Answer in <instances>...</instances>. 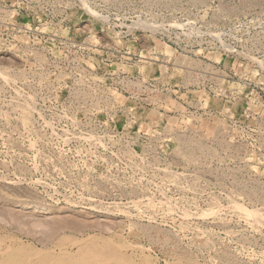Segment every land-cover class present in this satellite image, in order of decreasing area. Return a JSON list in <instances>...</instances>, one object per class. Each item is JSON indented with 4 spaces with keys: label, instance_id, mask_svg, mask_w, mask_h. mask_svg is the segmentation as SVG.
I'll list each match as a JSON object with an SVG mask.
<instances>
[{
    "label": "rangeland",
    "instance_id": "obj_1",
    "mask_svg": "<svg viewBox=\"0 0 264 264\" xmlns=\"http://www.w3.org/2000/svg\"><path fill=\"white\" fill-rule=\"evenodd\" d=\"M91 245L264 264V0H0V251Z\"/></svg>",
    "mask_w": 264,
    "mask_h": 264
},
{
    "label": "bare ground",
    "instance_id": "obj_2",
    "mask_svg": "<svg viewBox=\"0 0 264 264\" xmlns=\"http://www.w3.org/2000/svg\"><path fill=\"white\" fill-rule=\"evenodd\" d=\"M7 73V72H6ZM8 74V73H7ZM6 77V76H5ZM26 105V104H25ZM29 106V105H27ZM19 108V107H18ZM31 108V107H30ZM23 110V108H22ZM222 110V109H221ZM17 111V110H16ZM27 111V110H26ZM25 112V111H24ZM26 113V112H25ZM23 118V117H22ZM23 121V120H22ZM21 121V122H22ZM28 122V121H27ZM31 123V122H30ZM167 125V124H166ZM219 127V126H218ZM28 128V127H27ZM177 128V127H176ZM24 129V128H23ZM33 130V129H32ZM232 132V131H231ZM172 134V133H170ZM163 135V134H162ZM168 139V138H167ZM175 139V138H174ZM191 139V138H189ZM203 139V138H202ZM178 140V139H177ZM185 140V139H184ZM193 140V139H192ZM191 140V141H192ZM197 141V140H196ZM204 141V140H203ZM207 141V140H206ZM181 143V142H180ZM186 143H189L188 141ZM199 144V143H198ZM197 144V145H198ZM155 145V144H154ZM182 145V144H181ZM196 145V146H197ZM236 145V144H235ZM186 146V145H184ZM189 146V145H187ZM216 147V146H215ZM214 148V147H213ZM188 149V147H185ZM191 150V149H190ZM184 151V150H183ZM199 151V150H198ZM178 152V150H177ZM203 152V150H202ZM201 152V153H202ZM220 152V151H219ZM218 152V153H219ZM243 152V151H242ZM184 153V152H183ZM193 153V152H191ZM190 153V154H191ZM222 153V152H220ZM196 154V153H195ZM207 154V153H206ZM234 155V154H233ZM43 156V154H42ZM45 156V155H44ZM185 156V155H184ZM193 156V155H192ZM195 156V155H194ZM49 157V156H48ZM188 158V157H187ZM204 158V157H203ZM214 158V157H213ZM43 159V158H42ZM50 159V158H49ZM184 159V158H183ZM205 159V158H204ZM186 160V159H185ZM199 160V159H198ZM197 161V158L196 160ZM206 161V160H205ZM188 162V161H187ZM222 162V161H221ZM190 164V163H189ZM143 165V164H142ZM205 165V164H204ZM138 166V165H137ZM210 168V167H209ZM64 169V168H63ZM206 171V170H205ZM209 171V170H208ZM170 176V175H168ZM172 177V176H171ZM175 177V176H174ZM195 177V175H194ZM223 177V176H222ZM230 177V176H229ZM170 179V178H168ZM174 179V178H173ZM223 179V178H222ZM176 180V179H175ZM193 181V180H192ZM137 182V181H136ZM176 182V181H175ZM196 182V181H194ZM238 182V181H237ZM200 183V182H199ZM223 183V182H222ZM174 184V183H173ZM234 184V183H232ZM241 184V183H240ZM176 185V184H175ZM87 187V186H85ZM262 187V186H261ZM200 189V188H199ZM182 190V189H181ZM132 191V189H131ZM134 191V189H133ZM232 191V190H230ZM200 192V191H199ZM246 192V191H245ZM250 192V190H249ZM194 193H196L194 191ZM237 193V192H236ZM251 193V192H250ZM235 195V194H234ZM262 195V194H261ZM251 196V195H250ZM231 203V202H230ZM143 205V204H142ZM182 205V204H181ZM234 205V204H233ZM213 206V205H212ZM142 207V206H141ZM215 207V206H214ZM187 208V207H186ZM151 209V208H150ZM155 209V208H154ZM238 209V207H237ZM246 209V208H245ZM149 211V210H148ZM237 211V210H236ZM243 211V210H242ZM249 211V210H248ZM256 211V210H254ZM233 213V212H232ZM248 213V212H246ZM245 213V214H246ZM250 213V212H249ZM244 214V213H243ZM250 215V214H249ZM256 216V215H255ZM263 218V217H261ZM253 219V218H252ZM258 220V219H257ZM262 220V219H261ZM250 222V221H249ZM248 223V222H247ZM254 223V220H253ZM257 224V223H256ZM258 225V224H257ZM222 226V225H221ZM254 226V225H253ZM261 226V225H260ZM185 227V226H184ZM144 231V230H143ZM146 232V231H145ZM203 234V233H202ZM229 234V233H228ZM205 236V235H204ZM212 237V236H211ZM153 238V237H152ZM198 239V238H197ZM212 239V238H211ZM223 240V239H222ZM225 240V239H224ZM221 241V240H220ZM167 242V241H166ZM182 243V242H181ZM169 245V244H168ZM8 246V245H7ZM173 247V246H172ZM202 247V246H201ZM27 248V247H26ZM21 247H8L0 251V264H129V261L117 252L109 250V248H99L95 245L84 247L81 249L78 257L64 254L61 256H45L38 260H34L32 251ZM59 248V247H58ZM134 248V247H133ZM206 248V247H205ZM56 250V249H55ZM175 250V249H174ZM178 250V249H177ZM230 250V249H229ZM213 251V250H212ZM48 252V251H47ZM61 252V251H60ZM64 252V251H63ZM175 252V251H174ZM67 253V252H66ZM218 253V252H217ZM231 254V253H230ZM217 256V255H216ZM196 257V256H195ZM213 258V257H212ZM188 259V258H187ZM190 259V258H189ZM188 259V260H189ZM224 260V259H223ZM143 261V260H142ZM242 261V260H241ZM133 262V261H132ZM148 262V261H147ZM225 264V263H224ZM255 264V263H254Z\"/></svg>",
    "mask_w": 264,
    "mask_h": 264
}]
</instances>
